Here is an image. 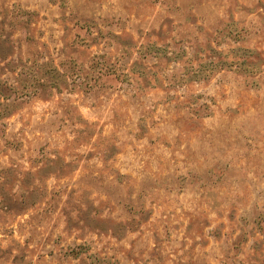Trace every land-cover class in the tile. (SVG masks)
<instances>
[{
    "label": "rangeland",
    "instance_id": "1",
    "mask_svg": "<svg viewBox=\"0 0 264 264\" xmlns=\"http://www.w3.org/2000/svg\"><path fill=\"white\" fill-rule=\"evenodd\" d=\"M0 264H264V0H0Z\"/></svg>",
    "mask_w": 264,
    "mask_h": 264
}]
</instances>
